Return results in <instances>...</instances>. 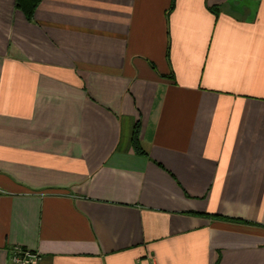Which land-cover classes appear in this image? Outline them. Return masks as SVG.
<instances>
[{"label": "crops", "instance_id": "1", "mask_svg": "<svg viewBox=\"0 0 264 264\" xmlns=\"http://www.w3.org/2000/svg\"><path fill=\"white\" fill-rule=\"evenodd\" d=\"M17 2L0 264H264V0Z\"/></svg>", "mask_w": 264, "mask_h": 264}, {"label": "trees", "instance_id": "2", "mask_svg": "<svg viewBox=\"0 0 264 264\" xmlns=\"http://www.w3.org/2000/svg\"><path fill=\"white\" fill-rule=\"evenodd\" d=\"M42 2L43 0H18L17 6L23 13H25L28 19H33L36 10L38 9V7L41 5ZM174 6H175V0H173V5L171 9H174ZM134 142L137 152L141 155H144L145 151L142 149L140 145L137 134L135 136Z\"/></svg>", "mask_w": 264, "mask_h": 264}, {"label": "built area", "instance_id": "3", "mask_svg": "<svg viewBox=\"0 0 264 264\" xmlns=\"http://www.w3.org/2000/svg\"><path fill=\"white\" fill-rule=\"evenodd\" d=\"M12 253L11 260L14 264H37L40 259L38 254L20 248H15Z\"/></svg>", "mask_w": 264, "mask_h": 264}]
</instances>
